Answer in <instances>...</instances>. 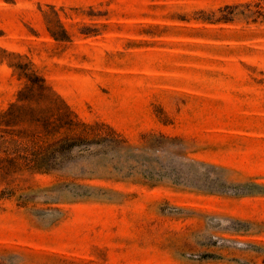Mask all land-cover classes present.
Segmentation results:
<instances>
[{
  "label": "rangeland",
  "instance_id": "374dc122",
  "mask_svg": "<svg viewBox=\"0 0 264 264\" xmlns=\"http://www.w3.org/2000/svg\"><path fill=\"white\" fill-rule=\"evenodd\" d=\"M34 76L120 146L0 181V264H264V0H0Z\"/></svg>",
  "mask_w": 264,
  "mask_h": 264
},
{
  "label": "trees",
  "instance_id": "16d2710c",
  "mask_svg": "<svg viewBox=\"0 0 264 264\" xmlns=\"http://www.w3.org/2000/svg\"><path fill=\"white\" fill-rule=\"evenodd\" d=\"M0 119V181L17 171L49 172L62 165L75 147L100 145L98 151L120 146L114 132L101 123H78L68 106L45 85L41 77H29ZM26 123L30 129H14ZM104 129L106 131H104ZM30 138L31 145L22 139ZM159 140H168L164 135Z\"/></svg>",
  "mask_w": 264,
  "mask_h": 264
}]
</instances>
